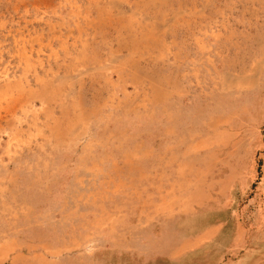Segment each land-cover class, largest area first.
Listing matches in <instances>:
<instances>
[{"label":"rangeland","instance_id":"1","mask_svg":"<svg viewBox=\"0 0 264 264\" xmlns=\"http://www.w3.org/2000/svg\"><path fill=\"white\" fill-rule=\"evenodd\" d=\"M0 264H264V0H0Z\"/></svg>","mask_w":264,"mask_h":264}]
</instances>
